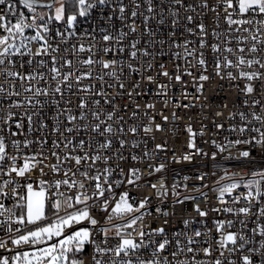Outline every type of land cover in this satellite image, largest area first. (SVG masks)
<instances>
[{
  "label": "snow or ice",
  "instance_id": "1",
  "mask_svg": "<svg viewBox=\"0 0 264 264\" xmlns=\"http://www.w3.org/2000/svg\"><path fill=\"white\" fill-rule=\"evenodd\" d=\"M93 12L102 24L91 21ZM82 20L91 27L81 30ZM164 46L184 61L183 70L176 64L170 74L164 63L154 65ZM154 66L159 71L148 74ZM126 72L140 79L129 87ZM185 75L198 93L215 76L234 82L243 97L241 110L227 113L239 118L227 129L237 138L213 139L218 152L247 145L235 159L264 155V0H0V264H85L86 246L89 264H264V167L221 169L212 189L218 205L211 209L195 195L180 197L181 183L174 181L173 205L193 202L201 227L183 213V229L169 232L177 215L175 207L162 206L169 186L163 175L156 183L148 179L167 169L155 163L166 142L150 151L143 139L155 140L162 124L150 111L154 103L142 106L134 98L144 81L168 97L169 83H182ZM161 76L168 82L158 83ZM113 88L129 103L115 104L107 91ZM186 131L192 151L174 152L173 160L207 156L191 124ZM217 154L211 153L213 161ZM224 159L234 158L229 151ZM46 168L52 179L44 178ZM208 176L200 172L192 189L205 201L200 188L208 187ZM190 179L182 177L185 189ZM144 185L155 192V204L151 194L133 195L131 189ZM209 212L217 214L212 228Z\"/></svg>",
  "mask_w": 264,
  "mask_h": 264
},
{
  "label": "built area",
  "instance_id": "2",
  "mask_svg": "<svg viewBox=\"0 0 264 264\" xmlns=\"http://www.w3.org/2000/svg\"><path fill=\"white\" fill-rule=\"evenodd\" d=\"M167 15V13H166ZM97 12H93L91 21L96 24H102L103 22L97 18ZM209 21H206L208 23ZM139 23V21L137 22ZM153 27H155V21H152ZM117 26H119V22H117ZM85 27H91V22L89 21H81L80 29L82 30ZM168 31L167 25L164 26L163 32L166 33ZM163 38V37H161ZM159 48V45H157ZM148 59H151L149 57ZM207 59L209 62L208 73L211 74L213 69L211 67L212 64V54L208 52ZM160 63H164L167 67V70L171 73L175 71L174 66L176 64L181 65V70L186 65L184 61L176 60L171 55V50L164 46V55H156L154 65H158ZM159 69L154 66L153 70H151L148 74L154 75L157 73ZM193 75H196V70H193ZM140 77L136 74H128L126 72L125 83L130 87L131 83L139 80ZM168 82V78L159 77L158 83ZM231 83L228 80H220L213 76V79L209 82H204V91L203 93H198L196 91V86L192 81V77L183 76L182 83L171 82L169 83L168 88V97L172 99L168 100V97H158L157 96V86L156 84H149L144 81L141 83V88L137 89V95L135 96V102L140 103L142 106L146 102H151L155 104V109L150 110L152 114L155 116V122L162 124L161 131H153L152 135L155 136V140H152L150 136H143L141 132L137 139L140 140L143 136V139L147 141L148 150L152 151L155 149L156 143H165L166 142V151L158 152V159L155 163H166L167 169L162 173L155 174L153 177H149L148 179L151 183H156L161 175L164 176L166 184L169 186V192L166 198L162 200V206L167 208L170 212L175 207L176 216L171 218V223L169 225V232L175 230H182L183 225L181 223V215L183 213H191L193 217L196 218V222L193 224V227H201L200 218L197 216L195 212L192 211V203L191 201H185L182 205H173V195L171 191V185L174 181L180 182L181 186L176 189V191L180 194V197L185 195H195L197 197L196 203H200L201 207H207L211 209L214 206L218 205V201L216 199L217 193L214 192L213 186L214 181L218 179L219 176L223 175L221 169L227 168L229 171H235L237 173L247 172L249 169L255 167H264V155H261L259 151H253V160L251 162L245 160L235 159L238 156V151L243 150L247 147V145H239L237 147L229 148L228 151L224 153H219L218 150L212 145L211 141L215 139L218 143L224 144L225 137L229 139H236L237 133H230L228 129V125L231 123H239V118L236 120H230L227 116L229 111H237L241 110V101L243 99L242 95L236 91L235 88L231 87ZM185 86L187 90V97L185 98L183 93L185 92ZM128 89H125L126 93ZM110 95H116V99L114 103L117 105H123L129 103V99L126 94L121 95L118 88H113L107 90ZM199 97V99H197ZM165 100H168L167 104ZM191 102V106L188 108L183 107L185 104H189ZM201 104L207 105V107H201ZM227 105V107H224ZM132 110V105L129 104L128 111ZM247 111V109H242ZM259 111V109H257ZM175 112L176 115L173 116L172 113ZM216 112H222L223 116L217 117L215 115ZM162 116H167L168 120L163 121ZM191 117V119H189ZM223 123L224 129L218 130L213 126V122ZM131 122V121H130ZM146 119L142 121V123H146ZM191 124L194 131H196L197 135L195 137L196 146L203 149V152L208 153L207 156L203 154H194L193 159L191 161H180L176 162L173 160V153L176 155H180L182 153L191 152L192 150L188 149L187 141H188V133L186 131V125ZM259 126V125H257ZM201 130H203V135H200ZM252 133H245V135H251ZM84 135H87L86 133ZM53 137L49 136V147L50 141ZM144 148V144L141 143V147L136 149V152L139 153ZM47 150V149H46ZM213 151H217V157L215 161L211 158V153ZM229 151L234 159H224V157L228 156ZM127 154V152H126ZM54 162V160H51ZM152 161H147V163H151ZM45 163H49V161H45ZM216 165H219L217 167ZM143 167V166H142ZM45 172L48 173L45 176V179H52V173L46 168ZM200 172L209 173L208 179L204 181L208 185V187H201L200 190L207 193V200L198 193L194 192L193 186L199 185V181L197 180V176ZM215 172V175L212 173ZM38 175V174H37ZM189 176L191 179L188 181V188L185 189L182 186V177ZM37 177L34 175L33 179ZM79 179V176L77 177ZM133 195L142 197L143 195L151 194L153 197V203H156L155 192L144 185L141 189H131ZM94 215L102 216L101 213H93ZM153 214L154 210H153ZM217 216L216 213L209 212V216L207 218V226L208 228H212V219ZM103 222V220H101ZM118 222V221H114ZM152 227H156L157 223L153 222L151 224ZM137 227V231H138ZM0 235H3L0 233ZM117 241L113 239L111 241L112 244H115ZM91 247L86 246L83 250L82 258L85 260V264H89L91 258Z\"/></svg>",
  "mask_w": 264,
  "mask_h": 264
}]
</instances>
